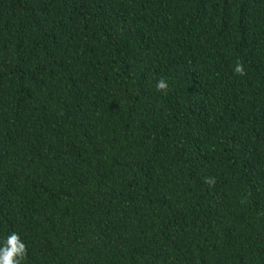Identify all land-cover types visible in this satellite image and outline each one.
<instances>
[{
  "label": "trees",
  "instance_id": "1",
  "mask_svg": "<svg viewBox=\"0 0 264 264\" xmlns=\"http://www.w3.org/2000/svg\"><path fill=\"white\" fill-rule=\"evenodd\" d=\"M12 232L21 264H264V0H0Z\"/></svg>",
  "mask_w": 264,
  "mask_h": 264
},
{
  "label": "clouds",
  "instance_id": "2",
  "mask_svg": "<svg viewBox=\"0 0 264 264\" xmlns=\"http://www.w3.org/2000/svg\"><path fill=\"white\" fill-rule=\"evenodd\" d=\"M243 67L236 63L233 72L242 75ZM158 90H165L168 87L167 81L163 78L155 83ZM25 243L19 238L16 232H12L0 241V264H21V260L25 256Z\"/></svg>",
  "mask_w": 264,
  "mask_h": 264
}]
</instances>
